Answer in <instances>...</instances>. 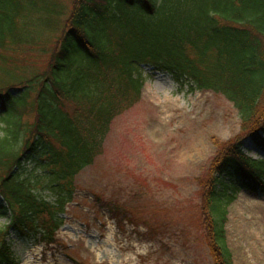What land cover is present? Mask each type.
Here are the masks:
<instances>
[{"label": "trees", "instance_id": "trees-1", "mask_svg": "<svg viewBox=\"0 0 264 264\" xmlns=\"http://www.w3.org/2000/svg\"><path fill=\"white\" fill-rule=\"evenodd\" d=\"M61 11L53 0H0V264H20L11 233L56 242L75 177L102 153L114 118L139 102L144 66L238 111L239 134L212 139L217 153L199 181L212 264H233L228 208L241 190L264 194V158L242 149L248 140L264 152V0H72L46 41ZM105 200L95 204L119 226L135 222Z\"/></svg>", "mask_w": 264, "mask_h": 264}, {"label": "rangeland", "instance_id": "rangeland-1", "mask_svg": "<svg viewBox=\"0 0 264 264\" xmlns=\"http://www.w3.org/2000/svg\"><path fill=\"white\" fill-rule=\"evenodd\" d=\"M53 1L62 11L46 41L60 33L72 2ZM142 73L139 102L114 118L102 153L75 177L56 242L33 245L9 235L20 264H212L199 181L217 153L212 139L228 142L239 134L238 111L223 95L196 90L167 72L144 66ZM242 149L264 158L248 140ZM27 167L25 173H32ZM96 197H113L135 222L119 226ZM5 224L0 217V227ZM226 238L233 264H264L263 192L237 194Z\"/></svg>", "mask_w": 264, "mask_h": 264}]
</instances>
